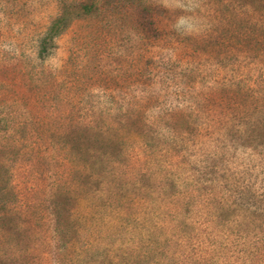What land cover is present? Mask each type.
I'll return each mask as SVG.
<instances>
[{
	"label": "rangeland",
	"instance_id": "obj_1",
	"mask_svg": "<svg viewBox=\"0 0 264 264\" xmlns=\"http://www.w3.org/2000/svg\"><path fill=\"white\" fill-rule=\"evenodd\" d=\"M0 264H264V0H0Z\"/></svg>",
	"mask_w": 264,
	"mask_h": 264
},
{
	"label": "trees",
	"instance_id": "obj_2",
	"mask_svg": "<svg viewBox=\"0 0 264 264\" xmlns=\"http://www.w3.org/2000/svg\"><path fill=\"white\" fill-rule=\"evenodd\" d=\"M85 9L90 10V6H83ZM71 16L67 10H63L59 14H57L51 21L48 30L46 32V35L43 40H53L59 36L64 29L66 28L67 24L69 23ZM47 48L43 46L41 48V53L45 52Z\"/></svg>",
	"mask_w": 264,
	"mask_h": 264
}]
</instances>
